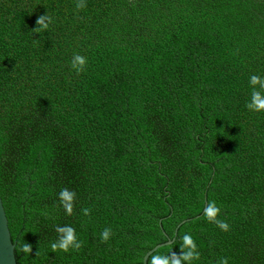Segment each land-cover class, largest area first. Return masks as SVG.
I'll list each match as a JSON object with an SVG mask.
<instances>
[{
	"label": "trees",
	"instance_id": "obj_1",
	"mask_svg": "<svg viewBox=\"0 0 264 264\" xmlns=\"http://www.w3.org/2000/svg\"><path fill=\"white\" fill-rule=\"evenodd\" d=\"M78 2L0 0V197L16 263L143 264L174 239L147 260L171 264L189 234L192 264H264V111L246 107L249 78L264 77V0ZM67 227L81 248L53 250Z\"/></svg>",
	"mask_w": 264,
	"mask_h": 264
},
{
	"label": "clouds",
	"instance_id": "obj_2",
	"mask_svg": "<svg viewBox=\"0 0 264 264\" xmlns=\"http://www.w3.org/2000/svg\"><path fill=\"white\" fill-rule=\"evenodd\" d=\"M78 9L85 7L83 0H80L76 4ZM51 23V17L46 15L40 16L37 24L40 26L39 30H47L49 29ZM87 64V57L75 54L71 61V67L75 69L77 73H81L85 71V66ZM249 84L252 87L251 99L247 103L246 107L249 110L261 112L264 111V77L258 75H252L249 78ZM259 85V88L256 86ZM60 199L64 204L66 211L71 214L73 210V200L75 198V193L70 192L67 189H64L60 192ZM87 211V210H86ZM219 208L216 206L215 202H211L206 210V215L208 219L212 222H215L222 230L227 231L229 225L220 219H217L219 215ZM58 232L64 233L56 242L51 244L53 250L60 249L65 252L71 250H79L82 246V241L77 238L75 235L74 229L71 227L67 228H58ZM112 235V231L110 228L104 229L101 233V241L106 242L110 239ZM183 249L182 254L179 258L171 259V264H183V262H187V264H192L194 260H198L200 258V252L198 251L197 244L195 243L193 237L189 234H185L183 236ZM25 252H31L32 249L30 245H25ZM175 256V253H173ZM151 264H170V258L168 256H160L153 255L151 257ZM219 264H228L227 258H221Z\"/></svg>",
	"mask_w": 264,
	"mask_h": 264
},
{
	"label": "water",
	"instance_id": "obj_3",
	"mask_svg": "<svg viewBox=\"0 0 264 264\" xmlns=\"http://www.w3.org/2000/svg\"><path fill=\"white\" fill-rule=\"evenodd\" d=\"M185 222L186 221L182 222L181 224ZM176 232L177 230H175V234ZM173 242L174 239L168 240L166 243L159 244L155 248L150 250L145 256H143L144 257L143 264H147V260L149 258L148 256L152 255L159 248L171 245ZM14 249H15V245L11 240L7 217L0 197V264H17L14 255L15 254Z\"/></svg>",
	"mask_w": 264,
	"mask_h": 264
}]
</instances>
